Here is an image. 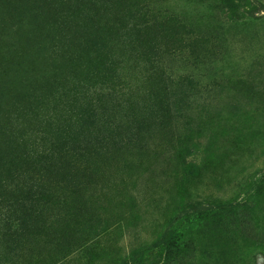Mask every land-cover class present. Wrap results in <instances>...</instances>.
<instances>
[{
    "label": "rangeland",
    "instance_id": "1",
    "mask_svg": "<svg viewBox=\"0 0 264 264\" xmlns=\"http://www.w3.org/2000/svg\"><path fill=\"white\" fill-rule=\"evenodd\" d=\"M114 3L0 0V264H264V0Z\"/></svg>",
    "mask_w": 264,
    "mask_h": 264
},
{
    "label": "trees",
    "instance_id": "2",
    "mask_svg": "<svg viewBox=\"0 0 264 264\" xmlns=\"http://www.w3.org/2000/svg\"><path fill=\"white\" fill-rule=\"evenodd\" d=\"M69 1L70 2L73 1L76 4V7L78 8L79 13L81 14V17L84 18V20H85V22H83V23L84 24L88 23L89 25L93 24L92 21L94 20V18L102 17V15L106 14L107 11H111L115 5V3H114L115 0H69ZM84 13H85V15H84ZM144 22H145V20L141 21V23H144ZM143 30H144V28L137 29V31H140V32ZM140 32H135L138 34L136 36L135 40L139 43L144 40V37ZM86 35H89L88 31H87ZM96 55H100V56H98L99 59H102V58L107 59V56H108L107 53H104L101 51H97ZM83 112L87 113V111L80 110V109H78L77 113L82 115ZM87 115H89V114H87ZM55 135H58V136H57V141H54V143L59 142L61 144V149L58 152H61L63 157L73 159L71 161H74V158L76 159V156H79V155H76V153H80V151H83L86 148L85 146L79 145V143H78L79 140H78V136H77L78 133L74 134L72 131H70V128L63 129L60 133L57 131ZM59 138H61L63 141L58 140ZM22 141H23V139L19 138V141H17L15 139V141H13V142L15 143L16 146H18L19 144H24ZM54 143H52V146ZM22 148H25V147H22ZM48 166L49 167H47L46 171L47 172L53 171V169H51V163H49ZM21 173H23V170H19V168H16V170L14 171V175L10 177L11 178V181H9L10 186L14 185L12 182H14V183L18 182V179L21 178V176H20ZM28 182H29L28 180H25L24 181L25 184H22L23 187L20 188L21 191L23 190L26 193L25 196L22 198L23 201L24 200H30V190H31V187L33 185L28 184ZM7 185L8 184H6V186ZM13 191H14V189H13ZM16 191H18V189H16ZM33 195H35V193H33L32 196ZM28 207H30V205ZM28 207L25 205H21L20 210L24 211V210L30 209ZM26 214L28 215V212ZM29 214H30V212H29ZM14 219L11 221H8V218H6L3 221L4 226L8 223L13 224Z\"/></svg>",
    "mask_w": 264,
    "mask_h": 264
}]
</instances>
